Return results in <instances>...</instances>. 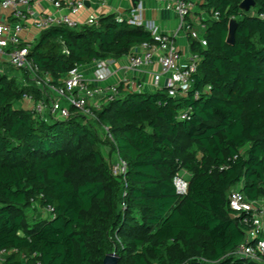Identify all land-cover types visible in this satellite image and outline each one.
Masks as SVG:
<instances>
[{
    "label": "trees",
    "instance_id": "trees-1",
    "mask_svg": "<svg viewBox=\"0 0 264 264\" xmlns=\"http://www.w3.org/2000/svg\"><path fill=\"white\" fill-rule=\"evenodd\" d=\"M242 1L206 0V46L188 39L200 60L181 97L119 84L90 118L70 108L45 120L17 108L42 98L27 74L0 73V264H102L112 252L119 264H256L233 254L247 227L228 202L237 187L249 202L264 199V0L248 12ZM144 43L147 31L107 15L41 31L28 59L58 86L75 67ZM118 159L127 169L114 176Z\"/></svg>",
    "mask_w": 264,
    "mask_h": 264
},
{
    "label": "built area",
    "instance_id": "built-area-1",
    "mask_svg": "<svg viewBox=\"0 0 264 264\" xmlns=\"http://www.w3.org/2000/svg\"><path fill=\"white\" fill-rule=\"evenodd\" d=\"M57 10H65V13L44 14L35 16L33 10L37 0H0V11L7 12L6 20L0 23V63L5 62L11 69L18 72L22 78L27 74L42 94L41 100L36 102L32 112L47 120H65L69 116V109L73 108L87 118L92 116L91 108H97L100 103L93 104L99 97L102 102H108L119 97L118 85L108 88L92 86L80 72V67L72 69L62 80L61 85L54 86L47 74L39 71L29 59V47L33 42H26L21 38L25 23L32 19L33 27L38 34L51 27L75 28L81 25L78 21L80 13L84 10L83 0H44ZM105 2L106 0H98ZM157 3L166 9H171L180 21V28L190 33L192 24L188 19L201 10L206 0H156ZM75 16L77 18L75 19ZM213 19L218 18L217 12H212ZM99 17H89L83 25H96ZM118 22L126 21L129 25L143 28L152 37V43H144L127 55L129 69L141 71L150 65L155 57H159L160 70L154 76L155 89L165 88L168 96L172 98L181 97L188 91L193 82V75L196 72L199 57L196 54L179 50L173 38L161 33L153 22H144L141 17V6L132 8L127 18L116 17ZM204 30V25L201 26ZM201 47L206 46V41L201 38L197 40ZM63 53H67L63 51ZM93 75L97 81L107 79L110 75L109 66L113 59L93 62ZM19 78V80H21ZM22 81V80H21ZM23 82V81H22ZM163 86V87H162ZM46 89L54 96L49 99L46 96ZM140 85L127 87L126 92H140ZM25 100H32L31 96H24ZM185 113L180 114V119H185ZM127 165L118 159L111 164V172L114 176L124 175ZM174 185L179 195L186 194L187 183L180 178L174 179ZM230 209L238 215H243L242 222L247 227L244 241L234 251V256L249 259L256 264H264V207L257 202L246 200L240 188L232 189L228 194ZM45 213L53 215V208L46 207ZM5 252H0V263L3 261Z\"/></svg>",
    "mask_w": 264,
    "mask_h": 264
},
{
    "label": "crops",
    "instance_id": "crops-1",
    "mask_svg": "<svg viewBox=\"0 0 264 264\" xmlns=\"http://www.w3.org/2000/svg\"><path fill=\"white\" fill-rule=\"evenodd\" d=\"M83 1L85 8L81 11L78 19L80 24H83L89 17L113 15L115 17L127 18L132 9L130 0H106L105 2H99L98 0ZM138 5L141 6L142 20L144 22H153L161 33H165L173 38L176 47L184 51L185 54L191 52L188 41L189 37L196 41L202 38L203 30L201 26L208 20V14L203 9L198 10L194 16L188 19L189 23L192 24V31L188 33L180 28V21L174 11L159 5L156 0H139ZM32 8L35 12V16L44 14L59 15L66 12L63 9H55L44 0H37ZM6 17L7 12L0 11V23L6 20ZM76 18L77 16H75V19ZM32 23V19H29L25 23L24 30L21 33V38L26 42H32L38 37V32L33 27ZM158 58V56L155 57L153 62L141 71L129 69L128 56H124L120 59H113V64L109 66L111 75L107 79L101 81H97L93 75V64L82 66L79 70L87 80H90L92 86L108 88L113 85L123 84V91H126L127 87L140 85V93L152 94L158 90L154 87V76L160 70ZM0 73L10 77H18L17 72L11 69L5 62L0 63ZM46 96L51 99L54 95L46 89ZM100 102H102V99L97 97L93 101V104H98ZM35 105L36 102L33 99H22V101L17 103V108L32 111ZM103 155H106V153ZM259 202L264 207V199L259 200Z\"/></svg>",
    "mask_w": 264,
    "mask_h": 264
},
{
    "label": "water",
    "instance_id": "water-1",
    "mask_svg": "<svg viewBox=\"0 0 264 264\" xmlns=\"http://www.w3.org/2000/svg\"><path fill=\"white\" fill-rule=\"evenodd\" d=\"M130 2L132 8L137 7V5L139 4V0H130ZM254 5L255 3L253 0H243L239 7L242 11L248 12L250 8L254 7ZM235 30H236V22L234 20H231L228 25V33L226 38V43L228 45L234 44ZM102 264H119V258L115 254V252H112L104 257Z\"/></svg>",
    "mask_w": 264,
    "mask_h": 264
},
{
    "label": "rangeland",
    "instance_id": "rangeland-1",
    "mask_svg": "<svg viewBox=\"0 0 264 264\" xmlns=\"http://www.w3.org/2000/svg\"><path fill=\"white\" fill-rule=\"evenodd\" d=\"M14 73V72H13ZM16 74V73H15ZM17 76H18V74H17ZM101 132V131H100ZM102 135V138L104 139V133L103 134H101ZM102 151L104 152V153H107L108 152V150L107 149H102ZM238 188V187H237ZM43 216H45V214H43L42 212H40V211H38V216H37V214H36V217H43Z\"/></svg>",
    "mask_w": 264,
    "mask_h": 264
}]
</instances>
